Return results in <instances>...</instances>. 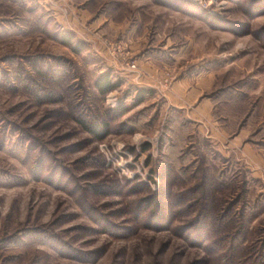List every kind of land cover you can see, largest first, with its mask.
Listing matches in <instances>:
<instances>
[{
	"label": "rangeland",
	"instance_id": "1",
	"mask_svg": "<svg viewBox=\"0 0 264 264\" xmlns=\"http://www.w3.org/2000/svg\"><path fill=\"white\" fill-rule=\"evenodd\" d=\"M0 264H264V0H0Z\"/></svg>",
	"mask_w": 264,
	"mask_h": 264
},
{
	"label": "trees",
	"instance_id": "2",
	"mask_svg": "<svg viewBox=\"0 0 264 264\" xmlns=\"http://www.w3.org/2000/svg\"><path fill=\"white\" fill-rule=\"evenodd\" d=\"M67 40V37L66 39ZM96 89L102 94V95H107L108 93L112 92L113 90H116L118 87L121 86L120 82H114L111 79L110 73H104L102 74L95 83ZM151 90H141L137 99V103L141 104L144 101L145 95L149 94ZM126 109L122 106L115 110H111L108 115L112 114L114 117H122L126 113ZM99 121V120H98ZM98 121H86V120H81L79 121V124L84 127V129L91 133L92 135L98 137L99 139H103L107 133H108V124H99ZM225 219V217H224ZM240 222V220H239ZM243 225V222H241ZM244 227V225L242 226ZM241 228V227H240ZM245 228V227H244ZM241 230L239 233H243L245 230ZM242 229V228H241ZM242 236V235H241Z\"/></svg>",
	"mask_w": 264,
	"mask_h": 264
},
{
	"label": "crops",
	"instance_id": "3",
	"mask_svg": "<svg viewBox=\"0 0 264 264\" xmlns=\"http://www.w3.org/2000/svg\"><path fill=\"white\" fill-rule=\"evenodd\" d=\"M107 20H108V22H110V21H109V18H108L107 16H103V17H101V19H100L99 22L103 24V23H106ZM109 25L111 26V25H112V22H110ZM124 31H125V30H124ZM150 66H154V65H153L151 62H147V64L144 65V67H146V68H147V67H150Z\"/></svg>",
	"mask_w": 264,
	"mask_h": 264
},
{
	"label": "built area",
	"instance_id": "4",
	"mask_svg": "<svg viewBox=\"0 0 264 264\" xmlns=\"http://www.w3.org/2000/svg\"><path fill=\"white\" fill-rule=\"evenodd\" d=\"M195 1H197L198 2V0H195ZM119 51H120V49H119ZM130 68H132V69H136L137 68V66H136V64H132L131 66H130ZM167 80L169 81V78L167 77ZM166 80V81H167Z\"/></svg>",
	"mask_w": 264,
	"mask_h": 264
}]
</instances>
